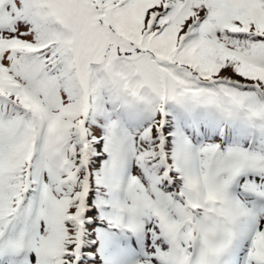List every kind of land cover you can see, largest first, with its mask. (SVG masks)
Returning a JSON list of instances; mask_svg holds the SVG:
<instances>
[{
	"label": "snow or ice",
	"instance_id": "6c2138e0",
	"mask_svg": "<svg viewBox=\"0 0 264 264\" xmlns=\"http://www.w3.org/2000/svg\"><path fill=\"white\" fill-rule=\"evenodd\" d=\"M0 264H264V0H0Z\"/></svg>",
	"mask_w": 264,
	"mask_h": 264
}]
</instances>
